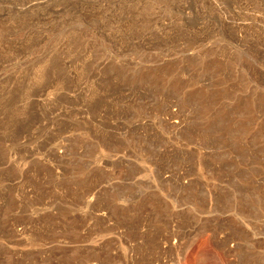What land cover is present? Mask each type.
Segmentation results:
<instances>
[{"label": "rangeland", "instance_id": "374dc122", "mask_svg": "<svg viewBox=\"0 0 264 264\" xmlns=\"http://www.w3.org/2000/svg\"><path fill=\"white\" fill-rule=\"evenodd\" d=\"M0 264H264V0H0Z\"/></svg>", "mask_w": 264, "mask_h": 264}]
</instances>
